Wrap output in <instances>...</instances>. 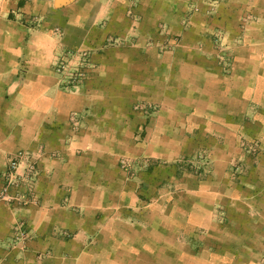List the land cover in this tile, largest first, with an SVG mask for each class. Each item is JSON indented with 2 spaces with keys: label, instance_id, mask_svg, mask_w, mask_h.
Masks as SVG:
<instances>
[{
  "label": "crops",
  "instance_id": "0c3cea01",
  "mask_svg": "<svg viewBox=\"0 0 264 264\" xmlns=\"http://www.w3.org/2000/svg\"><path fill=\"white\" fill-rule=\"evenodd\" d=\"M217 30L234 47L231 75L215 58ZM78 48L95 68L67 92L54 68ZM142 103L156 111L148 144L135 141ZM232 122L264 123V0H0V175L21 150L39 166L38 205L0 202V264H119L122 250L133 264H262L263 163L139 211L118 167L159 155L150 140L167 154L188 128L233 137L218 125Z\"/></svg>",
  "mask_w": 264,
  "mask_h": 264
},
{
  "label": "rangeland",
  "instance_id": "374dc122",
  "mask_svg": "<svg viewBox=\"0 0 264 264\" xmlns=\"http://www.w3.org/2000/svg\"><path fill=\"white\" fill-rule=\"evenodd\" d=\"M247 25V22L240 24L241 34H244ZM57 33L59 34V32ZM211 36L216 46L215 58L223 74L231 75L236 59L233 45L229 42L228 36L218 30ZM115 44L116 40H108V46ZM171 45L172 42H167L160 45L159 49L165 51ZM80 48L76 50L89 54L91 62L89 69L94 70L95 64L92 61L90 51ZM90 73L76 92H80ZM136 108L137 111L144 112L143 117L145 118H143L144 123L139 126L141 131L139 138L135 141L136 143L148 144L147 129L150 125L149 121L156 111L153 107L145 106L144 103L137 104ZM218 125L229 130L233 137L218 138V135H215L211 138L209 133L191 134L188 128L186 134L179 138H177L176 133H172L176 138L170 140V147L166 148L169 151L165 155L159 152L160 149H164L163 146L156 145L153 140H150L156 146L154 153L159 155L138 158L121 157L118 167L125 176V182L131 185L132 199H138V205L133 209L132 207L128 209L130 211H139L135 209L141 208L147 209L148 203L153 202V199L158 202L163 201L166 195L169 198L181 192L182 194L185 191L189 192L191 187L187 186L193 182L218 178L242 181L248 178L249 168H257L259 164H264V123L232 122ZM190 126L192 129L195 127L194 124H190ZM204 129H207L205 125ZM100 253V251H96L95 255H100ZM119 253L120 256L122 255L119 264H133L134 258L131 250H122ZM111 262L108 257V263Z\"/></svg>",
  "mask_w": 264,
  "mask_h": 264
},
{
  "label": "built area",
  "instance_id": "2783aa9c",
  "mask_svg": "<svg viewBox=\"0 0 264 264\" xmlns=\"http://www.w3.org/2000/svg\"><path fill=\"white\" fill-rule=\"evenodd\" d=\"M58 32V30H57ZM76 62V63H73ZM73 63V64H72ZM89 54L77 50L62 54L54 68L55 74L63 79L67 92H76L83 80L91 72ZM83 119L77 114L71 117L74 134L83 129ZM39 175L38 159L28 151H18L10 159L6 170L0 175V202L13 209L38 205L36 184ZM26 221H20L15 229L18 240L26 242L31 238ZM264 264V252L262 254Z\"/></svg>",
  "mask_w": 264,
  "mask_h": 264
}]
</instances>
